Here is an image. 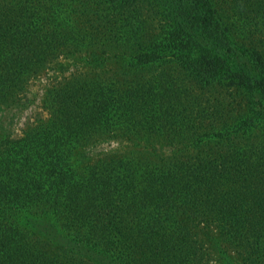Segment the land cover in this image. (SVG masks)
Instances as JSON below:
<instances>
[{"label": "trees", "instance_id": "1", "mask_svg": "<svg viewBox=\"0 0 264 264\" xmlns=\"http://www.w3.org/2000/svg\"><path fill=\"white\" fill-rule=\"evenodd\" d=\"M0 264H264V0H0Z\"/></svg>", "mask_w": 264, "mask_h": 264}]
</instances>
